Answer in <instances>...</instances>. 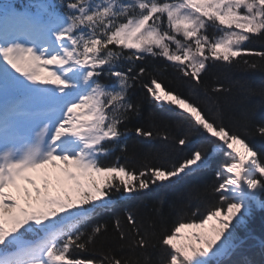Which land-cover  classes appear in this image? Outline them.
<instances>
[{
	"label": "snow or ice",
	"instance_id": "obj_1",
	"mask_svg": "<svg viewBox=\"0 0 264 264\" xmlns=\"http://www.w3.org/2000/svg\"><path fill=\"white\" fill-rule=\"evenodd\" d=\"M224 69L264 75V0H0V264H229L264 118Z\"/></svg>",
	"mask_w": 264,
	"mask_h": 264
},
{
	"label": "trees",
	"instance_id": "obj_2",
	"mask_svg": "<svg viewBox=\"0 0 264 264\" xmlns=\"http://www.w3.org/2000/svg\"><path fill=\"white\" fill-rule=\"evenodd\" d=\"M252 47L259 48V43H254ZM216 72L220 82H222L225 87H231L232 91L228 94H224L220 97V102L224 104L227 111L232 113H239L243 110H250L253 114V118L256 121L264 118V97L258 94H252L245 89L240 87L241 82H246L251 85L253 88L259 89V86L264 83V75L259 72L256 73H242L239 70H213ZM137 95H141L137 93ZM131 126V125H130ZM139 141L135 135L129 138V152L136 151L134 145ZM258 143V141H257ZM114 158V157H113ZM165 195L166 202L164 204V213L168 219L174 220L175 214L171 211L169 205L172 202L173 189H155L153 193H150L147 197H140L136 201H132V204H142L145 200L149 202L154 199L157 195ZM197 201L194 199L192 201V206H195ZM120 209H116V214H119ZM113 213L104 212L101 213L98 219L101 222H111ZM111 230V229H110ZM248 230L251 234L257 235L261 240H264V213L257 212L253 218L249 220ZM238 235L241 237L246 236V232L243 228L238 229ZM259 241L254 238H247L241 248L232 256L229 264H252V262L261 261L262 257L259 249Z\"/></svg>",
	"mask_w": 264,
	"mask_h": 264
},
{
	"label": "water",
	"instance_id": "obj_3",
	"mask_svg": "<svg viewBox=\"0 0 264 264\" xmlns=\"http://www.w3.org/2000/svg\"><path fill=\"white\" fill-rule=\"evenodd\" d=\"M251 237H255L259 242L263 241L257 235H251Z\"/></svg>",
	"mask_w": 264,
	"mask_h": 264
},
{
	"label": "rangeland",
	"instance_id": "obj_4",
	"mask_svg": "<svg viewBox=\"0 0 264 264\" xmlns=\"http://www.w3.org/2000/svg\"><path fill=\"white\" fill-rule=\"evenodd\" d=\"M251 235H254V234H251ZM255 238V237H254ZM246 240V239H245ZM264 241V240H263ZM260 243V242H259Z\"/></svg>",
	"mask_w": 264,
	"mask_h": 264
}]
</instances>
